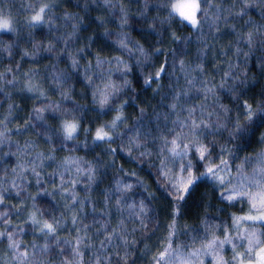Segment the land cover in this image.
I'll return each mask as SVG.
<instances>
[{"label":"trees","instance_id":"obj_1","mask_svg":"<svg viewBox=\"0 0 264 264\" xmlns=\"http://www.w3.org/2000/svg\"><path fill=\"white\" fill-rule=\"evenodd\" d=\"M45 3L51 23L29 27L25 19ZM163 4L0 0L15 28L0 33V120L8 124L0 121V216L7 213L0 228L27 250V264H96L97 257L105 264H155L174 211L173 246L186 245L185 254L201 247L205 235L234 237L233 219L251 211L246 198L222 200L221 186L210 179L197 181L183 200L169 193L187 175L181 169L189 161L200 175L227 159L236 177L245 158L255 161L264 151V123L259 116L247 121L245 111L246 104L253 111L264 107V0H209L198 29L168 18ZM29 83L44 97H27ZM6 105L13 113L5 114ZM193 108L210 125L199 137L210 160L192 147L183 159L173 157L166 145L181 127L174 122L187 121ZM118 114L113 139L96 141V129ZM65 121L80 126L72 140L60 129ZM236 125L248 128L242 139ZM191 139L181 137L186 144ZM253 167L243 165L248 174ZM141 205L146 214L137 215ZM33 215L56 225L47 253L39 251L45 237L30 223ZM109 235L112 242L102 250ZM80 238L82 256L73 260ZM9 243L0 239V264H19ZM225 250L230 256L229 245Z\"/></svg>","mask_w":264,"mask_h":264},{"label":"snow or ice","instance_id":"obj_2","mask_svg":"<svg viewBox=\"0 0 264 264\" xmlns=\"http://www.w3.org/2000/svg\"><path fill=\"white\" fill-rule=\"evenodd\" d=\"M109 0H105L107 4ZM209 0H164L163 7L168 9V18L178 19L180 22H186L191 25L192 28L198 29L201 24V19H204L208 15L207 7L203 5H208ZM249 5H245L247 7ZM51 10L50 4H42L39 6V10H33V14L27 23L29 27H35L38 25H43L45 23H51V20L46 19V13ZM243 14V13H241ZM68 18L67 16L65 17ZM127 22L126 20L124 21ZM15 31L13 27V22L9 16H6L2 9H0V32H12ZM264 35V33H261ZM247 44L251 47L254 44V36L249 33L247 38ZM121 47H127L126 44H121ZM119 63V59L116 58ZM75 63V62H74ZM98 65L102 61H97ZM164 71L163 67L159 72L156 73V79H159L160 74ZM152 82L151 78L145 81L146 84ZM192 83V81H189ZM29 91L32 88L29 87ZM209 92L212 89H208ZM95 98V97H94ZM107 96L100 101L101 104L107 103ZM175 108V105H173ZM39 111V110H37ZM196 109L189 110V116L187 121H175L181 125L179 131L174 129L176 133L171 141L166 140V145L170 144L171 147L168 151L173 157H180L183 159L188 155L189 148L192 147L196 153L199 155L201 160H210L209 146L200 142L199 137L202 135L203 129L210 127L208 123H205L204 119H198L194 113ZM246 120L249 122L253 121L254 117L259 116L260 121L264 123V107H259L257 111H253L251 105H245ZM211 115V113H209ZM122 121V115L118 114L112 121L111 125L102 126L95 131L94 139L96 141H111L113 139L112 132L117 128L118 122ZM187 127L189 132L184 133L183 129ZM62 134L64 139L72 140L75 138L80 126L77 122L65 121L62 126ZM236 132L240 134V138H243V134L248 131L247 127H241L239 125L235 126ZM191 136L190 144L182 143L181 137L188 139ZM261 141L264 142V136L261 137ZM133 143H136L135 141ZM138 147L139 145L136 144ZM223 151V150H222ZM248 164L250 167L255 164L252 168L250 174L244 171L243 165ZM182 172H186L187 175L181 180L173 184V190L169 193L177 200H183L185 194L189 192V189L196 185L197 181L202 179H210L216 184L221 186L220 197L222 200H227L230 203L236 198L242 197L246 198L251 204V211L255 214L247 215L244 217L236 218L237 220H247L252 223L249 225V230L246 234L240 235L238 237H231L225 234L223 239L213 235L209 238L207 235L203 237L202 246L199 248H193L188 251L187 254L182 251L186 248V245L176 244L172 239L175 234V216L178 214L176 211L173 213V221L170 226L169 237L167 241V246L155 257H153L155 264H205V258H208V264H264V232H259L258 228H264V151L258 154L255 161L251 158H245L241 166L237 167V176L232 177V168L227 159H220L219 164L213 166H208L204 173L200 175H194L192 173V163L189 161L186 167H182ZM223 173V175H221ZM229 179H225V177ZM235 180V183H233ZM126 188H130V185H126ZM3 196L0 195V203H3ZM178 209V205L176 206ZM146 214L145 207L140 206L139 213ZM4 213L3 216H6ZM0 216V219L3 218ZM30 223L39 227V231L45 237V245L40 248L39 251L47 253L49 250L48 240L49 236L55 237L56 225L49 223L47 221H40L34 215L30 219ZM75 223V220L73 221ZM143 224V220L141 221ZM7 239L9 243V249L12 253L16 254L19 264H27L29 259V254L27 250H21L19 243L14 239L13 235L7 230L0 233V239ZM113 236L109 235L106 237L105 241H101L102 250L110 245ZM240 241L241 243H237ZM124 244L127 245L129 242L125 239ZM195 242V238H194ZM65 243H69L65 241ZM84 243L83 238L78 239L77 243L72 246L73 250V260H77L82 256L80 251V245ZM57 244L59 240L57 239ZM225 245L231 246L232 257L231 261L226 260L225 256ZM238 248H243V252L237 251ZM35 250V246H34ZM64 264H70L66 261ZM96 264H105L102 257H97ZM125 264L127 261L125 260Z\"/></svg>","mask_w":264,"mask_h":264},{"label":"rangeland","instance_id":"obj_3","mask_svg":"<svg viewBox=\"0 0 264 264\" xmlns=\"http://www.w3.org/2000/svg\"><path fill=\"white\" fill-rule=\"evenodd\" d=\"M39 10V8L37 9V10H35V11H38ZM33 14V13H32ZM31 17V16H30ZM30 17L29 18H26L25 19V21L27 22L28 21V19H30ZM13 22V21H12ZM185 25H187V26H191V25H189V24H187L186 22H183ZM28 24V23H27ZM192 27V26H191ZM0 33H8V32H0ZM29 87H31L32 88V91H29L28 89H29ZM23 90H25V92H23L27 97L29 96V97H38V98H43L44 96H43V92H42V90L40 89V86H37V85H34V84H32V83H29V85H27V87H25V89H23ZM4 109H5V114L6 113H13L12 111H11V108H10V106H8V105H6V106H4ZM1 121V124L3 125L4 124V126H6V125H8L7 123H5V121H2V119L0 120ZM62 126V125H61ZM61 126H60V129H61V131H62V128H61ZM78 135V132L76 133V136ZM75 136V137H76ZM95 137V136H94ZM14 145V151H13V153H14V155L16 156L17 155V153L19 152V143L18 144H13ZM9 147H11V146H9ZM5 152H7L8 153V155L9 154H11V153H9V151H8V149L5 151ZM252 214H255L254 212H251L250 210L249 211H245L242 215H237L234 219H233V229H235L236 227H238V231H237V233L235 234V236L234 237H238V236H240V235H243V234H246L247 232H248V230H249V225L252 223L251 221H247V220H237L236 218H239V217H244V216H247V215H252ZM2 222H5V220H2ZM6 225L7 226H10L8 223H6ZM33 227L36 229V230H39V227L38 226H36V225H33ZM258 231L259 232H264V228H258ZM0 233H3V229H1L0 228ZM6 239V238H5ZM7 240V239H6ZM8 241V240H7ZM241 243V242H240ZM34 246H36V244L34 243ZM33 246V247H34ZM239 250V248L237 249V251ZM228 251L227 250H225V253H227ZM225 256L228 258V260L229 261H231V257H232V252H231V246H230V256L228 255V253L227 254H225ZM226 259V258H225ZM227 260V259H226ZM205 264H208V258H205Z\"/></svg>","mask_w":264,"mask_h":264}]
</instances>
